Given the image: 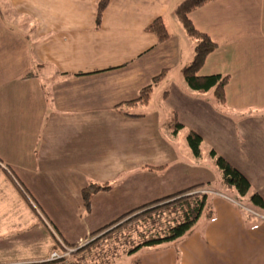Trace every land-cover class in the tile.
Masks as SVG:
<instances>
[{
  "label": "crops",
  "instance_id": "1",
  "mask_svg": "<svg viewBox=\"0 0 264 264\" xmlns=\"http://www.w3.org/2000/svg\"><path fill=\"white\" fill-rule=\"evenodd\" d=\"M99 1L0 0V213L31 204L53 215L66 245L82 246L122 215L202 185L211 219L142 251L141 263L264 264V209L238 206L215 159L175 158L172 136L175 125L198 134L248 179L244 199H264V0H218L190 16L217 45L201 74L230 78L224 104L184 80L197 44L176 16L186 0H110L97 29ZM158 19L164 43L147 31ZM160 76L148 105L127 104ZM90 184L112 189L87 211Z\"/></svg>",
  "mask_w": 264,
  "mask_h": 264
},
{
  "label": "trees",
  "instance_id": "2",
  "mask_svg": "<svg viewBox=\"0 0 264 264\" xmlns=\"http://www.w3.org/2000/svg\"><path fill=\"white\" fill-rule=\"evenodd\" d=\"M216 1L218 0H186L177 8L176 16L183 26L186 34L193 40L197 41L194 60L189 66L182 70L186 84L194 92L208 93L210 91H214L217 100L224 104L226 102V88L229 84L230 78L228 76L222 75L204 76L201 74V71L206 65L208 58L217 49V45L208 35L199 32L190 19V16L193 12ZM109 2L110 0H100L98 2L96 15L97 29L101 27L103 15L109 5ZM147 31L154 34L160 43L167 42L171 38V35L162 19L156 20L152 25H150V27H148ZM161 78V76L155 78L152 85L141 91L136 101L127 104L141 106L148 105L151 99L153 88L158 84ZM120 107L121 106H118L119 110H121ZM181 129V125H175L174 133L177 134ZM187 140L194 156L199 158L201 153L200 147L203 142L202 138L198 134L191 132L189 133ZM211 156L213 159H215L217 166L222 172L223 183L229 188H234L238 197L241 199L245 198L250 193L251 189L248 179L241 172L232 167L224 158L218 157L214 151L211 152ZM111 189L112 187L109 184H90L87 188H85L82 191V200L86 210H90L92 198L96 194L108 192ZM198 190H200V187H192L173 196L122 215L118 220L93 233L92 238L107 231L106 234L102 235L101 238L96 239L91 245H87L71 253L70 257L75 258L77 255H81L90 251L91 247L99 244L103 239L111 238L113 233L116 231L129 227L135 222L145 220L147 218L151 219L154 217V215L161 216L166 211L178 216V218L175 219L176 222L169 226V228H167L162 234L156 233L151 234L149 237H143L144 241L130 249L128 253H139L144 250L171 245L174 242L184 239L195 231L196 226L205 215H208L207 218L209 220L211 219V212L209 209V198L211 196L205 192H198ZM168 200H172V202L158 206L159 204ZM251 202L252 205L257 209H264V199L259 195H253L251 197ZM154 206L158 207L147 210L141 214H137L142 210ZM117 225L118 227L112 231H109L112 227ZM71 247L77 249V247L73 245H71ZM66 260L67 258H63L57 261H46L34 264H68ZM135 264L142 263L140 260H138Z\"/></svg>",
  "mask_w": 264,
  "mask_h": 264
},
{
  "label": "rangeland",
  "instance_id": "3",
  "mask_svg": "<svg viewBox=\"0 0 264 264\" xmlns=\"http://www.w3.org/2000/svg\"><path fill=\"white\" fill-rule=\"evenodd\" d=\"M160 99L161 97L158 94L153 97L152 108H156L157 105H160ZM208 121L211 126H215L212 123V119H208ZM215 124L217 125V121ZM203 126L206 127L205 123ZM221 127L224 126L221 125ZM215 130H217V126H215ZM221 130L227 131L226 128H221ZM179 131L180 133L177 135L174 133L175 127L172 129V136L174 137V157L179 161L186 159L188 161L193 160L194 163L197 162L188 144L187 137L189 133L186 132V130ZM211 136L212 135H208V137ZM200 150L202 155L201 160L204 161L205 159V163H210L212 161L210 147L204 143ZM201 160L200 163H202ZM209 168L216 176V169L214 166L210 165ZM212 184L214 189L226 192L224 195L232 199V197H230L231 194L227 193L229 190L227 187L221 186L219 182ZM195 187H200L201 190H198V192H205L212 195L211 191L203 188L202 185ZM239 200L242 202L238 201V206L244 207V209H247L245 206H250L255 212L259 211V209L252 205L251 198ZM170 202H172V200L165 201L158 206ZM1 203L0 206L3 208L5 203H3V201ZM158 206L142 210L137 214H141ZM22 210L23 211H17L16 215L14 213H0V264H34L33 262H41L43 259L40 261L38 258L43 255H46L44 260L49 261L53 252L66 256V262L68 264H135L140 259L142 252L130 254L128 253L129 250L144 241L143 237H149L151 234L156 233L162 234L169 226L173 225L176 222L175 219L178 218L176 214L166 211L161 216L154 215L151 219L147 218L135 222L129 227L114 232L111 238L103 239L99 244L91 247L90 251L73 258L70 257V255L67 256L70 251L73 250V252H75L82 247L91 245L96 239L106 234L107 231L93 238L91 236L82 246H75L77 247V249H75L66 245L60 239V233L53 226L52 219H50L53 215L40 214L31 204L30 210ZM116 227H118V225L112 227L109 231L114 230ZM31 257H33L32 260L34 261H27Z\"/></svg>",
  "mask_w": 264,
  "mask_h": 264
},
{
  "label": "built area",
  "instance_id": "4",
  "mask_svg": "<svg viewBox=\"0 0 264 264\" xmlns=\"http://www.w3.org/2000/svg\"><path fill=\"white\" fill-rule=\"evenodd\" d=\"M242 208H244V207H242ZM244 210H245L247 213L254 214L252 211H250V210H248V209H244ZM72 252H73V250L70 251V253H68L67 256L70 255ZM63 258H67V257H66V256H63V255H60V254H58V253H56V252H53L52 255H51V257H50V259H49V261H57V260H60V259H63Z\"/></svg>",
  "mask_w": 264,
  "mask_h": 264
}]
</instances>
